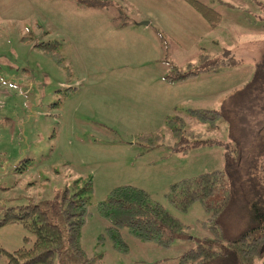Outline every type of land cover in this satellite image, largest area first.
I'll return each instance as SVG.
<instances>
[{"label": "rangeland", "instance_id": "1", "mask_svg": "<svg viewBox=\"0 0 264 264\" xmlns=\"http://www.w3.org/2000/svg\"><path fill=\"white\" fill-rule=\"evenodd\" d=\"M96 1L0 0V219L9 208H46L57 195L83 188L91 178L92 217L81 233L84 253L69 251L56 264L90 259L95 264H180L182 255L196 248L194 238L211 237L202 225L210 214L199 203L186 212L178 209L166 198L170 185L225 171L227 154L235 155L238 147L243 168L231 173L235 199L226 218L235 225L232 231L248 222L253 204L260 205L252 176L264 152V0H200L219 7L222 20L215 29L183 0H107L113 4L103 11L93 8ZM149 22L150 31L143 33ZM49 40L65 68L35 48ZM202 54L226 63L216 69L220 83L210 90L200 75L177 94V109L157 101L171 63L186 71L199 65ZM261 65L263 76L245 88ZM233 94L235 109L216 127L185 112L190 107L220 111ZM167 116H181L185 130L218 144L176 153L174 143L184 141L172 140ZM152 132L164 139L148 149L137 136ZM123 185L146 191L188 227L190 239L164 249L124 228L127 254L110 239L101 241L109 223L97 207ZM48 213L55 224L65 225ZM26 237L33 241L21 225L0 228V246L9 252L30 247ZM0 264L6 258L0 257Z\"/></svg>", "mask_w": 264, "mask_h": 264}, {"label": "trees", "instance_id": "2", "mask_svg": "<svg viewBox=\"0 0 264 264\" xmlns=\"http://www.w3.org/2000/svg\"><path fill=\"white\" fill-rule=\"evenodd\" d=\"M185 1L211 28H216L221 23V14L217 10L200 0ZM98 4L103 7L110 3L97 0L95 5ZM45 33L49 35L48 32ZM54 43L51 40L36 43L35 48L51 57L59 67L65 68L62 58L53 52ZM225 65L226 63L218 58L211 59L210 56L202 54L199 65L190 64L186 71L171 63L172 70L164 79L169 83L183 82L203 73L216 71L218 67ZM261 67L262 65L256 72L255 80L245 88L252 86L263 76ZM235 95H229L228 99L223 101L220 111L191 109L188 115L216 127L218 120L235 109V106L231 105ZM167 127L173 141H184H180V145L178 142L174 143V151L187 153L196 147L218 144L203 140L199 133L185 130V120L182 117L168 120ZM261 135L264 136V132ZM163 139L160 133L137 136V140L148 149L155 148ZM233 152L236 154L232 155L230 151L226 156L225 171L183 179L172 184L166 194V198L184 212L194 203H199L210 214V218L202 225L209 230L211 237L194 238L196 248L186 251L180 258V264H254L256 260L264 259V152L257 156L252 176L253 182L259 188L260 205L251 206L248 222L234 232L232 229L235 225H230L226 219L235 199L234 177L231 173L241 169L243 161L240 148L233 149ZM260 170L262 175H259ZM93 193V181L90 178L83 188L66 190L62 196L57 195L52 202L46 204L47 209L38 204L9 208L0 219V228L21 225L33 236V241L26 237L25 244L31 243V246L14 252L0 246V257L6 258V264H56V261H62L69 251L82 256L84 252L81 233L88 219L92 217L89 199ZM97 209L99 215L109 223L101 241L110 239L113 247L122 253L129 252V247L123 239L124 228L137 239L155 243L164 249H169L176 241L188 240L191 237L186 225L155 202L146 191L135 186L116 187L110 192L108 200L100 203ZM48 211L61 217L65 225L62 227L55 224ZM85 264H95V260H86Z\"/></svg>", "mask_w": 264, "mask_h": 264}, {"label": "crops", "instance_id": "3", "mask_svg": "<svg viewBox=\"0 0 264 264\" xmlns=\"http://www.w3.org/2000/svg\"><path fill=\"white\" fill-rule=\"evenodd\" d=\"M74 2H77V0H73ZM102 1V0H101ZM103 1H105V2H107V3H110V4H108V5H106V8H108V6L109 5H111V2H109V1H107V0H103ZM184 2H186L185 0H183ZM187 3V2H186ZM81 8H84V6H82V4L81 3H77ZM113 4V3H112ZM187 5H189L188 3H187ZM190 6V5H189ZM105 6H100L99 4L97 5V6H95V7H93V8H95V9H97V10H104L105 8H104ZM191 7V6H190ZM213 9H215V10H219L218 8L219 7H215L214 5H212L211 6ZM192 8V7H191ZM193 9V8H192ZM194 10V9H193ZM195 11V10H194ZM196 12V11H195ZM219 13H220V11H218ZM197 13V12H196ZM198 14V13H197ZM221 14V13H220ZM201 17V16H200ZM202 18V17H201ZM203 19V18H202ZM143 25H145V24H143ZM209 25V24H208ZM152 26V22H149V23H147V25H145L144 27L145 28H142L143 29V33H148L149 31H150V29L151 28H149V27H151ZM210 26V25H209ZM211 28V27H210ZM156 30H158L159 28H155ZM211 29H213V28H211ZM215 29V28H214ZM158 33H160L159 31H158ZM48 34L50 35V33L48 32ZM44 35L46 36V33L44 32ZM49 35H47L48 37H49ZM160 38L161 39H164L163 38V36L160 34ZM52 41V40H51ZM59 67V66H58ZM218 72H216V71H213V72H206V73H203V74H201V76L202 75H205L204 77L205 78H203L205 81H208V83L207 84H209V89L210 90H213V88L215 87V84L217 83V84H219L220 82L218 81V79H219V77H218ZM167 75V74H166ZM166 75H163L162 76V81H163V84H160L159 86H158V91H157V101L158 100H160L161 102H165L168 106H169V108H174V109H177L178 108V106H180V103H181V100H179V99H177V94H179V93H181L182 91H184L185 89H184V87H186L187 86V88L189 89V87H188V85H189V83L190 82H192V83H195V81H196V78H193V79H190V80H186V81H183V82H178V83H169V82H166L165 81V76ZM220 75V74H219ZM200 76V75H199ZM198 76V77H199ZM198 79V78H197ZM215 83V84H214ZM64 84V85H63ZM62 86H67V84L66 83H62ZM208 86V85H207ZM194 88V87H193ZM205 89H207V87H205ZM205 89H203V90H205ZM236 88H234L233 90H235ZM232 90V91H233ZM191 101H193V100H191ZM183 102H185V104H187L188 105V103H187V100L186 101H183ZM193 102H195V101H193ZM171 109V110H172ZM191 109H198V108H188V109H186V114L188 115V111L189 110H191ZM189 116V115H188ZM175 117H181V116H175ZM172 118V116H167V118H166V122L168 121V120H170ZM153 133V132H152ZM143 134H147V133H143ZM171 138H172V136H171ZM173 140V139H172ZM176 153H179V152H176ZM171 186V185H170Z\"/></svg>", "mask_w": 264, "mask_h": 264}, {"label": "water", "instance_id": "4", "mask_svg": "<svg viewBox=\"0 0 264 264\" xmlns=\"http://www.w3.org/2000/svg\"><path fill=\"white\" fill-rule=\"evenodd\" d=\"M145 25H147V23H145Z\"/></svg>", "mask_w": 264, "mask_h": 264}]
</instances>
